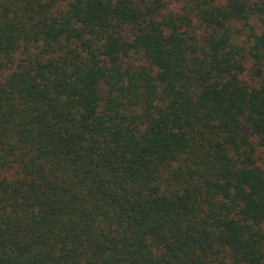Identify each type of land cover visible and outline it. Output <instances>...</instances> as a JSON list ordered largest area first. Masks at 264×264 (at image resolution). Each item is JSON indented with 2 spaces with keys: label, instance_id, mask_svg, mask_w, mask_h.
I'll list each match as a JSON object with an SVG mask.
<instances>
[{
  "label": "trees",
  "instance_id": "1",
  "mask_svg": "<svg viewBox=\"0 0 264 264\" xmlns=\"http://www.w3.org/2000/svg\"><path fill=\"white\" fill-rule=\"evenodd\" d=\"M0 264H264V0H0Z\"/></svg>",
  "mask_w": 264,
  "mask_h": 264
}]
</instances>
